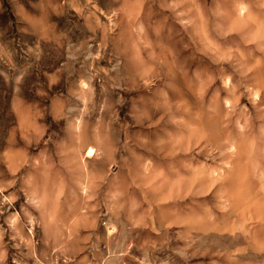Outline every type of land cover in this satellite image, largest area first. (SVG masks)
Returning <instances> with one entry per match:
<instances>
[{
  "label": "rangeland",
  "instance_id": "1",
  "mask_svg": "<svg viewBox=\"0 0 264 264\" xmlns=\"http://www.w3.org/2000/svg\"><path fill=\"white\" fill-rule=\"evenodd\" d=\"M0 264H264V0H0Z\"/></svg>",
  "mask_w": 264,
  "mask_h": 264
},
{
  "label": "bare ground",
  "instance_id": "2",
  "mask_svg": "<svg viewBox=\"0 0 264 264\" xmlns=\"http://www.w3.org/2000/svg\"><path fill=\"white\" fill-rule=\"evenodd\" d=\"M92 150V149H91ZM93 151V150H92Z\"/></svg>",
  "mask_w": 264,
  "mask_h": 264
}]
</instances>
